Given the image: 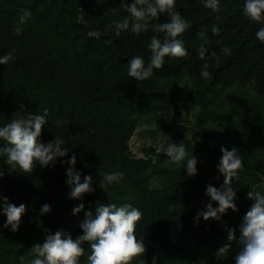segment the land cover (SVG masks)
<instances>
[{"label":"trees","instance_id":"1","mask_svg":"<svg viewBox=\"0 0 264 264\" xmlns=\"http://www.w3.org/2000/svg\"><path fill=\"white\" fill-rule=\"evenodd\" d=\"M127 2L0 0V56L15 57L0 65V124L20 109L36 114L46 108L41 142L64 138L70 151L62 159L75 153L81 179L91 175L94 181L92 193L74 200L68 198L65 183L68 165L59 159L54 166L37 164L30 174L5 171L0 196L24 204L25 213L17 232L0 228V264H29L30 249L43 241L46 230H63L75 238L84 211L94 213L98 204L108 203L141 210L136 235L145 243L146 264L153 256H158V264H233L235 244L222 260L214 253L226 242L225 228L238 227L250 207L247 192L264 191V43L256 38L264 24L243 16V0H220L218 11L204 7L203 0H176L173 10L191 25L179 37L187 55L165 57L161 69L138 82L127 76V62L142 55L147 64V43L153 35L163 39V34L149 28L140 35L122 31L116 36L112 21L127 15L122 5ZM24 10L30 16L19 24ZM168 18L161 14L149 23ZM89 30H99L100 38L88 37ZM201 45L207 49L203 58ZM225 47L230 55L221 51ZM205 63L210 76L202 78ZM184 94L193 119L181 115L178 102ZM23 110L21 115L26 114ZM141 125L145 129L138 135L143 141L159 135L183 139L188 130L192 143L183 144L188 156L197 159V174L190 177L165 164L163 152L153 147L135 157L129 144ZM221 147H236L242 157L243 167L232 183L238 211L229 210L219 221L201 218L194 224L209 202L205 186L223 183L216 169ZM0 167H8L4 158ZM113 171L123 173V179L102 188L101 174ZM81 203L84 210L73 216L72 209ZM44 204L50 205V212L41 216ZM4 220L0 216V225ZM84 247L80 264H87L90 253L87 242Z\"/></svg>","mask_w":264,"mask_h":264},{"label":"clouds","instance_id":"2","mask_svg":"<svg viewBox=\"0 0 264 264\" xmlns=\"http://www.w3.org/2000/svg\"><path fill=\"white\" fill-rule=\"evenodd\" d=\"M220 0H203L204 7L213 11L219 10ZM176 0H130L126 5L125 15L122 19L113 20L112 28L116 36L122 31L140 35L151 28L155 33L147 43L146 48L150 52L147 64L142 55H134L127 62V76L136 81H144L153 76L154 69H161L165 63V57L178 58L187 55V49L179 37L191 27L179 12L174 11ZM115 12V10H112ZM161 14H167V22L150 24L152 18L158 19ZM242 14L250 21L264 24V0H243ZM30 16L27 10L19 18V24ZM21 28L17 26L15 32L19 34ZM214 33L218 29H213ZM86 35L99 39V30H89ZM203 37V34H201ZM256 38L264 43V26L256 32ZM206 39V38H205ZM207 49L201 45L199 55L205 56ZM225 55H230L229 48H222ZM214 55V54H213ZM15 59L12 53L0 56V65H4ZM218 59V57H217ZM208 64L202 65L200 76L207 78ZM20 109L14 113L13 118L7 123L0 124V158H4L7 169L0 167V178L5 171L9 174L16 172L30 174L38 164L41 167L54 166L59 159L61 164L66 163V185L69 188L68 198L81 200L85 194L92 193L93 177L83 175L75 169L77 157L73 153L66 161L62 158L68 156L70 149L66 146L64 138L55 136V139L43 143L40 140L41 130L47 124L48 110L33 114ZM59 123V122H58ZM163 152L164 163L181 168L188 176L197 174V159L192 154L190 157L183 143L174 144L168 142L159 149ZM221 157L216 165L223 183L219 187L211 184L205 186V196L209 202L205 208L194 217V224L204 221H219L228 211H238L236 206L237 191L232 183L238 178L239 171L243 167L242 157L236 147L230 150L221 147ZM101 187L110 188L120 183L123 173L118 171L104 172L101 174ZM264 188V185L260 186ZM247 199L252 201L240 224L236 228L227 227L226 242L214 253L217 260L228 256L233 244L238 248L233 257V264H264V191L249 190ZM213 203L216 205L213 207ZM84 210L83 203L72 209L71 214L76 216ZM50 212V205L44 204L39 209L41 216ZM25 213V205L19 206L10 203L7 197L0 196V216L4 217L0 228L8 229L15 233L19 229L20 220ZM142 218L139 208L130 204L117 205L115 203L98 204L95 212L84 211V219L78 227L81 232L75 238L71 233L57 230L48 232L41 243L34 244L30 252L32 259L29 264H80V258L85 255L84 244L87 242L90 253L87 254V264H146L143 259L146 246L142 239L136 235L137 222ZM238 233V237H237ZM151 264H158V256H153Z\"/></svg>","mask_w":264,"mask_h":264},{"label":"rangeland","instance_id":"3","mask_svg":"<svg viewBox=\"0 0 264 264\" xmlns=\"http://www.w3.org/2000/svg\"><path fill=\"white\" fill-rule=\"evenodd\" d=\"M180 98L182 99L178 102V105H179L182 117H189L190 119H193L194 112L191 110H188L189 102L187 103L186 101L187 96L184 94V96L181 95ZM142 129H145L144 125H141L138 127L136 134L133 136L129 144L132 154L137 158L141 157L142 150L148 147L156 148L159 151V149L162 146H165L168 142H171L174 144H180L186 140L192 143L191 133L188 130H186V132L184 133L183 139H180L178 135H170L167 138H162L159 135L156 138V140L143 141L138 135V132H140Z\"/></svg>","mask_w":264,"mask_h":264}]
</instances>
